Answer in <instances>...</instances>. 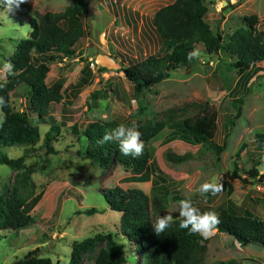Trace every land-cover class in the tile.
<instances>
[{
	"label": "rangeland",
	"instance_id": "rangeland-1",
	"mask_svg": "<svg viewBox=\"0 0 264 264\" xmlns=\"http://www.w3.org/2000/svg\"><path fill=\"white\" fill-rule=\"evenodd\" d=\"M72 1L26 0L11 12L0 6V82L7 81L4 64L18 45L30 37V20L61 13ZM175 1L90 0L86 35L78 44L75 57L57 58L48 64V85H62V101L53 105L49 121L32 111L29 87L23 85L12 95L13 111L28 114L39 126L41 141L29 152L26 148L0 147V156H27L20 169L0 164V199H8L15 187L29 201L39 194L43 197L31 213L34 222L27 229L13 231L0 226V264H13L33 251L49 258L52 264H69L74 242L109 233L124 246L126 264H144L142 253L122 236V214L113 211L105 200V194L116 187L146 194L155 186L165 188L169 204L162 216L171 214L174 221L181 218L179 203L186 198H193L195 206H203L200 209L214 210L231 201L264 220V165L258 167L260 177L255 180L247 175L260 162L254 157L255 148L244 149L238 157L245 143L255 135H264V64L262 72L245 87L240 83L242 74L224 61H230L226 56L210 55L203 45H198L195 51L199 55L190 71L176 69L162 83L144 87L139 93L125 77L126 67L161 53L163 43L152 20L158 10ZM205 4L207 24L224 40L245 26L247 17H256L258 31L264 33V0H205ZM86 66L91 68L93 78L88 85L79 87ZM241 99L242 115L237 117ZM195 104H209L219 113L214 143L225 145L220 156L184 138L167 141L171 127L144 144L143 151L149 154L151 163L149 183L131 181L135 176L132 169L118 165L104 169L85 156L89 142L84 131L92 123L110 122L137 130L141 121L154 123L171 115H200L202 111ZM4 118L0 107V123ZM53 120L59 127L55 135H59L46 145L45 137ZM175 149L182 154L191 153L193 159L178 166L170 164L166 154ZM235 172L241 179H232ZM206 182L222 186V190L201 196L197 190ZM227 184L234 188L231 196ZM91 209L98 213L91 217L83 214ZM151 219L154 230L158 218ZM203 238L204 264L233 260L264 264L263 249L242 247L218 231ZM99 252L87 254L82 264H97Z\"/></svg>",
	"mask_w": 264,
	"mask_h": 264
},
{
	"label": "trees",
	"instance_id": "trees-1",
	"mask_svg": "<svg viewBox=\"0 0 264 264\" xmlns=\"http://www.w3.org/2000/svg\"><path fill=\"white\" fill-rule=\"evenodd\" d=\"M90 11V0H73L72 4L61 13H47L30 20V37L23 40L8 62L13 65V73L7 76L6 82H0V107L5 114L0 123V147L26 148L29 152L41 141L39 126L35 125L27 113L14 112L11 104L12 95L25 85L31 91V109L43 121L47 118L54 104L62 101V85L56 82L52 86L47 83L49 75L48 64L57 59H72L76 48L86 35L85 20ZM208 8L205 0H176L158 10L152 20L155 32L163 43V49L158 56H153L140 62L132 63L123 72L136 92L144 87H153L165 81L172 71L186 68L190 71L197 61L189 59V53L196 46L203 45L210 55L226 56L230 67L237 69L242 75L240 83L248 87L254 77L262 72L264 64V33L258 31V19L247 17L245 26L234 32L228 40L215 35L206 22ZM79 87L88 85L93 78L92 70L86 66L82 70ZM243 99L239 100L237 117L242 115ZM197 105V104H195ZM202 111L200 115H171L161 122H139L137 130L141 133V141L148 144L168 127L173 129L167 141L184 138L195 145L209 148L214 155L220 156L225 145L214 143L218 131V111L209 104L197 105ZM116 128L114 123L96 122L90 124L84 131V137L89 142L85 156L93 163L108 169L110 165L132 169L135 176L133 182L149 183L151 181L150 156L143 151L140 156H125L119 151L118 142L113 140L101 143L105 133ZM59 127L52 122V127L46 135V145L56 138ZM253 146L260 162L247 175L253 179L260 177L258 167L264 165V135H255L249 143H245L240 152ZM50 151L54 149L47 147ZM26 152V153H27ZM27 156L21 159H11L7 155L0 156V164L13 169H20ZM167 161L175 166L185 164L193 159L191 153L182 154L178 150L166 154ZM28 178V175L26 179ZM241 179L235 172L232 179ZM29 179V178H28ZM264 183V175L261 176ZM15 187L9 198L0 199V226L13 231L27 229L33 224V210L40 203L43 194L32 201L22 198ZM228 195L234 191L232 184H227ZM193 199V198H192ZM109 207L121 213L122 236L142 253L144 264H204L202 253L204 238L201 234H189L188 229H181L182 218L173 221L170 228L159 235L152 228V219L162 216L169 204L167 190L153 187L149 194L137 189L116 187L105 194ZM203 206H198L200 209ZM201 212L214 211L220 220L215 231L234 238L242 247H254L264 250V220L251 211L234 206L231 201L214 210L204 207ZM98 211L91 209L84 212L86 216H94ZM100 250L97 264H126L127 254L124 246L109 234H99L81 242H74L69 264H82L84 257ZM33 251L24 258L17 259L13 264H52L49 258H44ZM220 264H241L237 260Z\"/></svg>",
	"mask_w": 264,
	"mask_h": 264
},
{
	"label": "clouds",
	"instance_id": "clouds-1",
	"mask_svg": "<svg viewBox=\"0 0 264 264\" xmlns=\"http://www.w3.org/2000/svg\"><path fill=\"white\" fill-rule=\"evenodd\" d=\"M26 0H0V6H3L7 12L19 9L20 5ZM199 53L193 51L189 53V59L198 57ZM4 69L11 75L13 73V65L10 62L4 64ZM141 133L135 128L119 125L111 132L104 134L101 143L109 141H117L119 151L125 155L132 157L140 156L143 152L144 144L141 141ZM222 190V186H217L215 183H203L198 193L203 196L209 193L215 194ZM179 217L181 221L179 227L181 229H188L189 234H201L207 237L208 234L214 232L220 224L218 215L214 211L201 212V210L194 205L191 198L182 199L179 203ZM174 218L171 214L160 216L154 226L156 234L163 233L173 224Z\"/></svg>",
	"mask_w": 264,
	"mask_h": 264
}]
</instances>
